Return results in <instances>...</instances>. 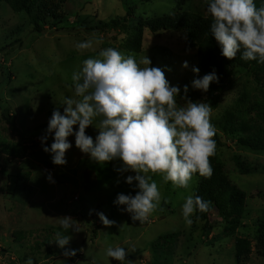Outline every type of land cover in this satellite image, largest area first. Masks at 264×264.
<instances>
[{
  "label": "rangeland",
  "instance_id": "obj_1",
  "mask_svg": "<svg viewBox=\"0 0 264 264\" xmlns=\"http://www.w3.org/2000/svg\"><path fill=\"white\" fill-rule=\"evenodd\" d=\"M206 7L204 0H69L61 8V24L50 30L56 20L49 19L46 33L37 35L26 15L15 14L0 0V264H26L29 258L33 264H109V260L110 264H236L235 244L241 238L249 240L253 248L250 259L241 264H264L259 241V227L264 224V153L237 145L243 135L264 137L263 113L244 108L264 103V87L257 84L251 71L242 69L233 72L216 92L194 90L191 82L197 75L192 68L197 67V52L188 47L185 34L172 30L154 35L139 26L140 19L185 11L211 18ZM131 9L135 14L126 30H86L90 23L124 20ZM88 39L94 41L93 48L78 52L75 43ZM108 47L132 55L138 62L147 56L150 66L164 70L170 84L180 87L181 97L183 86L188 85L187 99L212 106L211 123L220 143H216L210 163L246 194V211L235 230L228 231L216 211L210 235L205 234L203 222L194 221L195 214L192 225H186L181 206L184 197L197 191L198 177L193 176L189 188L184 189L152 175L161 193L160 205L144 223L133 222L113 204L117 194L134 196L138 191L124 182L135 173L115 171L120 161L103 165L92 161L75 147L74 136L68 138L73 146L66 152L64 166L54 165L51 155L42 150L39 138L45 134L53 110L63 114L64 98H76L72 73L84 59L96 58ZM164 50H169L170 56ZM184 61L189 65L186 69ZM242 98L248 105L242 107ZM177 102L183 106L185 100L177 97ZM4 111L14 116L11 126ZM228 113L247 123L246 134L226 131ZM98 123L97 119L94 126ZM86 134L95 139L98 129L89 126ZM52 142L49 137L47 146ZM49 173L55 183L48 181ZM99 212L115 225L104 226ZM64 216L72 217L79 231L65 232L57 219ZM57 232L72 237L64 249L54 241ZM170 235H175V242L166 247L163 238ZM45 243L54 251L75 249L77 254L51 256ZM109 246L124 247L126 260L108 258L105 251Z\"/></svg>",
  "mask_w": 264,
  "mask_h": 264
},
{
  "label": "clouds",
  "instance_id": "obj_2",
  "mask_svg": "<svg viewBox=\"0 0 264 264\" xmlns=\"http://www.w3.org/2000/svg\"><path fill=\"white\" fill-rule=\"evenodd\" d=\"M204 3L212 18L210 33L221 56L232 60L239 53L243 60L264 63V5L257 8L255 0H204ZM93 45L92 39L78 41L75 49L83 53ZM150 65L147 56L138 62L134 56H125L112 47L102 49L96 58L84 59L71 77L76 98H64L63 114L53 110L45 134L39 138L42 150L51 155L54 165L67 164L66 152L73 146L68 138L74 136L75 147L92 161L103 165L118 160L121 166L115 171L135 173L124 182L134 186L133 190L138 189L136 194H117L113 204L122 213H128L133 222L140 223L147 221L161 202L152 175H160L174 188L187 189L195 174L212 175L209 158L216 153L212 106L187 99L188 85L183 86L181 97L180 87L170 84L164 70ZM182 67L188 68V62L184 61ZM199 71L198 67L192 68L197 76ZM212 83H219L215 70L193 79L191 87L207 93ZM177 97L185 100L183 106H178ZM97 119L99 123L94 126ZM89 126L98 129L95 139L86 134ZM49 137L53 142L47 146ZM47 179L55 183L51 173ZM208 208V202L191 193L184 197L181 215L186 225L191 226V217ZM97 215L106 227L116 223L103 212ZM57 219L65 232L79 231L72 217ZM71 239L70 235L57 232L54 241L64 249ZM76 254L75 249L63 252L65 257ZM105 255L123 262L127 253L124 247L109 246ZM26 264H33L32 259Z\"/></svg>",
  "mask_w": 264,
  "mask_h": 264
},
{
  "label": "trees",
  "instance_id": "obj_3",
  "mask_svg": "<svg viewBox=\"0 0 264 264\" xmlns=\"http://www.w3.org/2000/svg\"><path fill=\"white\" fill-rule=\"evenodd\" d=\"M8 3L15 14L26 15L29 24L33 26V32L37 35L46 33V25L49 19L56 20L50 24V30H54L61 24V8L69 0H4ZM256 7L259 8L264 5V0H255ZM135 10L131 9L124 20L116 19L108 23L94 24L90 23L86 30L88 32L108 33L113 30H126V24L129 18L134 16ZM212 18H206L196 13L179 12L172 15L162 16L151 20L140 19L139 26L141 29H147L154 35L161 31H182L185 34L187 45L190 49L197 52V67L199 68V76L216 71L219 76V83H212L209 87V92H216L218 89L224 87L230 79L231 74L236 70H249L254 76L255 81L260 86L264 87V63H257L256 61H248L241 59L238 53L236 58L229 60L220 54L219 46L214 37L210 33V24ZM243 51V50H241ZM166 56H170L169 50H164ZM240 104L248 105L244 98L240 99ZM247 111L263 113L264 117V103L249 104L244 107ZM4 118L8 125L11 126V121L14 116L9 111H4ZM233 113H228L225 125L226 131L245 133L248 129L247 123L244 121H236ZM216 143H220L219 139L214 137ZM237 145L245 148L248 151L255 153H264V137L258 135H243L239 138ZM26 151V150H25ZM14 156H18V152L13 151ZM23 156V152H21ZM213 171L210 177L200 176L195 174V177L200 179L196 195L201 196L208 202L209 208L206 212L197 211L194 215V221L204 223L203 230L206 235H210L214 230L213 213L216 211L224 221L227 223L228 231L232 232L235 227L239 225L246 211V194L241 191L236 185H233L227 179L220 169L211 165ZM29 179V175L26 176ZM175 235L165 236L163 238L166 247L174 244ZM259 241L264 248V224L259 227ZM161 244V243H160ZM163 244V246H164ZM47 252L51 256L63 255L62 250L51 249L48 243L44 244ZM253 253L251 242L247 239H238L235 244V261L236 264H241L250 259Z\"/></svg>",
  "mask_w": 264,
  "mask_h": 264
}]
</instances>
